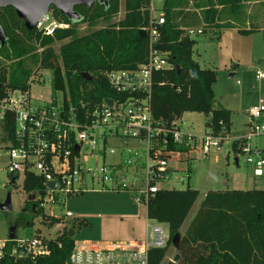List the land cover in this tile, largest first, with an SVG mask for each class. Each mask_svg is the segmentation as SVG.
<instances>
[{
	"label": "trees",
	"instance_id": "obj_1",
	"mask_svg": "<svg viewBox=\"0 0 264 264\" xmlns=\"http://www.w3.org/2000/svg\"><path fill=\"white\" fill-rule=\"evenodd\" d=\"M248 1L193 0L189 4V0H164L161 13L164 24L158 28L159 40L155 45L168 53L171 69L155 77L150 97L154 120L168 125L186 113L199 114L204 118L206 130L222 139L228 136L229 112L214 108L212 84L216 79L215 71L201 68L193 59L196 42L187 30H197L192 27L200 25L217 30L235 28L229 23L220 24L223 15L226 11L231 15L244 11V3ZM150 2L123 0L122 20L84 36L77 34L76 26L95 27L100 20L109 22L118 13L120 0H108L106 6L96 2L88 9L75 7L74 11L80 17L77 23L50 8L56 20L68 25L65 29L55 30L52 36L27 31L13 8L0 9V27L5 36V44L0 47V93L5 89L28 91L32 69L36 68L52 72L53 89L67 93L65 108L86 110L100 105L105 98H114L105 73L133 70L145 62L148 34L144 28L149 21ZM189 7L198 13L188 12ZM204 31L201 30L202 34ZM63 41L67 42L56 53L53 45ZM3 62H9V65L4 66ZM82 73L88 74L91 80L83 79ZM2 127L7 136L1 140H13L12 115H6ZM22 188L31 194L42 190L43 183L32 173H26ZM197 198V191L186 188L161 190L148 199L146 218L167 227L165 247L150 249L148 264H162L172 246L177 257L166 264H264V189L208 191L181 234L180 228ZM31 204H28L30 217L43 215L38 210L37 214H32ZM42 221L49 226L60 220L42 216ZM80 224L84 225V222ZM23 226L31 227L32 219ZM68 231L64 229L55 239L46 240L49 254L34 259L11 258L7 245L0 264H67L74 246L73 239L67 237Z\"/></svg>",
	"mask_w": 264,
	"mask_h": 264
},
{
	"label": "built area",
	"instance_id": "obj_2",
	"mask_svg": "<svg viewBox=\"0 0 264 264\" xmlns=\"http://www.w3.org/2000/svg\"><path fill=\"white\" fill-rule=\"evenodd\" d=\"M164 24L162 15H153L144 31L148 34L147 57L144 63L133 70H112L105 73L114 98H105L100 105L78 111L67 106H36L28 91L5 89L0 93V158L6 160L9 188L11 178L32 173L43 183V189L29 194L42 212L50 208L49 217H54L52 208L62 206L59 194L64 199L83 194L89 183L98 184L102 190L129 191L136 195L138 206H146L148 199L166 184L182 183L189 179V170L179 171L169 165L170 154L177 151L189 153L196 148L204 155L218 151L221 136L207 130L202 136L183 132L181 118L164 125L153 119L150 97L155 77L171 69L168 53L159 50L158 28ZM68 25L44 15L34 30L42 36H52L58 29ZM189 36L202 34L201 30H187ZM256 80H264V74L256 72ZM30 80L28 81L29 84ZM111 100V106L105 101ZM68 103V100L66 99ZM83 108V107H82ZM12 115L13 140H1L7 136L2 125L6 115ZM204 125V124H203ZM248 132L238 138L237 150L251 167L254 178L264 177V150L252 144L255 137H264V97L249 109ZM124 140L133 141L128 147ZM14 142V143H13ZM137 147L141 148V154ZM180 148L171 150L170 148ZM113 161L107 164V158ZM93 160L94 168L87 167ZM101 162V164L98 163ZM181 160L175 162L177 165ZM176 172L184 173L179 178ZM54 183V188L48 187ZM43 192L42 195L39 193ZM0 213L1 210H0ZM65 218H73L65 212ZM143 241H96L75 243L67 264H148L150 249L164 248L167 235L158 225L145 224ZM9 245V256L20 260L47 256L46 240L39 237L0 241V258Z\"/></svg>",
	"mask_w": 264,
	"mask_h": 264
},
{
	"label": "rangeland",
	"instance_id": "obj_3",
	"mask_svg": "<svg viewBox=\"0 0 264 264\" xmlns=\"http://www.w3.org/2000/svg\"><path fill=\"white\" fill-rule=\"evenodd\" d=\"M163 2L164 0H151L149 10H153L154 16L161 15ZM192 2L193 0H189V4H192ZM188 10L192 14L198 13L192 7H189ZM246 11L244 8V11L231 15L232 21L236 25L232 41L230 36L226 35L225 41L222 43L221 37L213 36L208 28L203 27L204 25L192 27L205 29L203 34L192 36V39L196 42L193 47V59L198 62L201 68L215 71L216 79L212 84L214 108H222L229 112L230 127L228 136L221 142L218 151L212 150L209 155H204L202 151L196 148L189 153L177 151L170 154V167H176L179 171L189 170V179L182 183L172 181L163 188L165 190H185L189 188L198 192V198L188 212L180 228L181 230L186 229L196 214L204 194L208 191L264 189V177L254 178L251 167L246 163L244 157L239 153L233 155L231 152V144L248 132L249 109L257 106L261 98L264 97V80L258 81L255 78L256 72L264 74V4L261 2L255 5L247 21L242 20ZM49 14L55 19L51 10ZM123 17V0H120L119 11L109 22L100 20L95 27L79 24L76 26V31L79 36H84L92 31L106 28L122 20ZM246 22L251 25H246ZM186 28L189 29L190 27ZM244 31H250V33H243ZM66 42L55 43L53 45L55 52L57 53L59 47ZM226 43L228 45L225 46ZM3 65L8 66L9 62H3ZM33 69L28 90L32 104L36 106H52L55 104L56 107H60L64 99H67V93L53 89V75L50 70ZM181 123L183 132L186 134L202 136L207 133L203 125L204 118L202 115L186 113L181 117ZM124 141L128 147L135 146L133 141ZM251 143L264 150V137H255ZM137 149L138 153L141 154V148L137 147ZM235 159L237 163L234 162ZM178 160L181 161L177 165L175 162ZM112 161L113 157L109 156L106 163L110 164ZM98 163L101 164L100 161ZM5 166V158H0V197L3 198L7 192H10L12 211L7 214L0 213V241L8 237L9 225L22 217L20 211L30 196L22 188L24 176L19 175L17 177L15 188L9 190L8 187H4V184L8 181ZM86 166L94 168L93 160H89ZM174 175L179 178L184 173L176 172ZM86 189L87 191L83 194L66 199L63 195H58L62 201V206H56L52 208V211L54 217L60 220L59 223L49 226L43 223L42 216L49 217L50 208H47L43 211L44 215L36 218L29 215L22 218L15 231V237H39L45 240H53L65 229L73 230L72 239L75 243L103 241L106 240L107 236L118 237L123 231L128 233L132 226L134 227V223L132 220L123 218L120 215L134 212H140L141 228L139 233L142 237L146 231L144 228L146 223L158 225L162 228L163 234L167 235V227L164 224L146 218L145 207L138 206L135 203L133 197L136 195L131 192L105 191L95 182L89 183ZM65 212H70L73 218H65ZM98 215H104L108 220L107 226L111 228L102 230V219L97 217ZM120 218L123 219L122 224L119 223ZM29 219H32V226H23L24 222L27 223ZM81 221L84 222V225L80 224ZM86 224H88L87 227ZM174 259H176V250L172 246L168 249L162 264Z\"/></svg>",
	"mask_w": 264,
	"mask_h": 264
},
{
	"label": "water",
	"instance_id": "obj_4",
	"mask_svg": "<svg viewBox=\"0 0 264 264\" xmlns=\"http://www.w3.org/2000/svg\"><path fill=\"white\" fill-rule=\"evenodd\" d=\"M96 2L106 6L108 0H0V9L6 7L13 8L17 18L23 21L24 28L27 31H33L36 23L44 15L49 13L50 8L59 11V13L62 16L67 18V20L77 23L80 21V17L74 11V8L77 6H82L88 9ZM4 44H5V36L0 27V47H2ZM80 76L87 81L91 80L88 74L82 73L80 74ZM105 103L108 106H111L112 104L111 100H106ZM231 152L233 153V155H235V142L231 144ZM234 162L237 163V160L235 159ZM47 186L50 188H54L55 184L48 183ZM9 188L11 189L14 188V178H11L9 182ZM39 194L42 195L43 192H40ZM9 199H10V194L7 193L6 201L0 205L1 211L3 212L9 211L10 207L7 206L9 205ZM31 200L32 198L29 197L28 201ZM8 233H9L8 238L13 239L15 236V228L14 227L9 228ZM73 234H74L73 230H69L67 233V237L72 238ZM176 245L177 242L175 243V246Z\"/></svg>",
	"mask_w": 264,
	"mask_h": 264
},
{
	"label": "crops",
	"instance_id": "obj_5",
	"mask_svg": "<svg viewBox=\"0 0 264 264\" xmlns=\"http://www.w3.org/2000/svg\"><path fill=\"white\" fill-rule=\"evenodd\" d=\"M263 1H254V0H249L248 2L244 3L245 6V10L246 13H244V18L242 20L247 21V18L251 16V11L253 9V7L255 5L260 4ZM224 23H229L232 26H236L235 23H233L232 21V17H231V13L228 11L225 12V14L223 15L222 21L220 22V24H224ZM246 25H251L250 23L246 22ZM209 31L212 32L213 36L221 37L222 39V43H224L225 41V37L226 35L230 36V40L232 41V37L234 35V31L235 28L232 29H221V30H217V29H208ZM230 31V32H227ZM229 42V40H228ZM228 45V43L225 44V46ZM227 138V137H226ZM123 218H127L129 220H132V222L134 223V227L132 226V228L128 231V233H124V231L121 233V235H117L118 237H106V240L103 241H109V242H114V241H143L146 235V231L144 233V236L142 237L141 234L139 233V230L141 228V221H140V212H134L132 214H126V215H120ZM145 216H146V210H145ZM97 217H101L102 221H101V226H102V230H104L105 228H111L109 226H107V218L103 215V216H97ZM120 224L123 223V219L120 218ZM145 226V224H144ZM145 228V227H144ZM184 232V230L180 229V233L182 234ZM118 238V239H116Z\"/></svg>",
	"mask_w": 264,
	"mask_h": 264
},
{
	"label": "flooded vegetation",
	"instance_id": "obj_6",
	"mask_svg": "<svg viewBox=\"0 0 264 264\" xmlns=\"http://www.w3.org/2000/svg\"><path fill=\"white\" fill-rule=\"evenodd\" d=\"M9 190H11V188H9ZM7 193L10 194V192H7ZM7 193L5 194V196H4L3 198L0 197V205L3 204V203L6 201ZM29 197L32 198L31 201H28V198H29ZM29 197L27 198L25 205L23 206V208H22L21 211H20V216H22V217H21L20 219H18L15 223L10 224V225H9V228L14 227V228H15V231H16L17 228H18L19 221H21L22 218L27 217V216L30 215V213L28 212V204H29V203H32V204H31V212H32V214H37V208H36V206H35L34 203H33V202L35 201V196H29ZM7 206L10 207L9 211H8V212H3V211H1L2 213L7 214V213H10V212L12 211V206H11V201H10V199H9V205H7ZM8 234H9V233H8Z\"/></svg>",
	"mask_w": 264,
	"mask_h": 264
}]
</instances>
